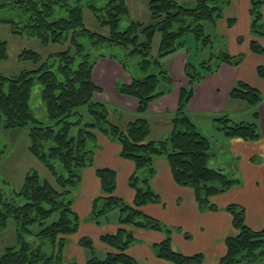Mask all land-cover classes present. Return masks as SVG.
<instances>
[{"label":"trees","instance_id":"1","mask_svg":"<svg viewBox=\"0 0 264 264\" xmlns=\"http://www.w3.org/2000/svg\"><path fill=\"white\" fill-rule=\"evenodd\" d=\"M0 0V24L10 26L12 34L26 35L43 45L59 44L64 49L42 58L24 49L19 58L38 67L17 74L0 75V130L21 129L25 132L27 152L46 171L27 170L19 187L8 191L3 200L0 194V231L12 220L15 244L4 248L0 264H77L64 263V248L68 237L75 234L80 218L72 204L81 172L92 165L97 148V136L103 135L120 145L119 156L134 164L128 186L134 198L127 203L114 194L115 172L98 168L99 195L92 200L87 221L108 222V214L117 209L118 228L99 238L109 250L101 258L88 237L78 244L89 251L85 264H141L126 253L135 242L126 227L158 231L163 239L153 245L157 258L172 264H202L203 255H183L171 247L173 229L156 218L145 215L141 208L159 203V196L151 189L154 176L153 161L162 156L167 162L175 184L192 189L201 210H215L211 197L226 193L241 184L238 178L220 168L209 166L210 143L195 128L187 111V103L194 93V85L206 75L217 72L222 64L238 66L243 54L231 55L225 50L211 49L219 44L220 36L205 34L203 22L215 25L229 7L231 0H197L187 6L182 0H149L147 8L151 22L121 23L128 18L125 0ZM263 0H250L249 51L264 55V46L257 39L263 37ZM94 16L99 29L89 30L83 22V9ZM2 12L7 15L2 16ZM160 36L156 55L151 54L155 34ZM192 35L195 50L208 49V56L198 65L185 62L184 74L188 85L180 89L179 101L172 114L171 131L158 141L148 139L150 127L146 118L149 104L169 94L173 83L160 59L185 46L183 38ZM223 40V37L221 38ZM239 42L241 39L238 40ZM118 47L121 56L105 55L103 48ZM101 57L117 61L125 69L131 82H116L117 93L138 101L137 117L121 127L112 121L120 112L97 101L99 91L91 72ZM7 58V43L0 37V63ZM264 79V67H256ZM38 85L40 103L34 102L42 119L35 117L31 106L33 87ZM229 99L243 101L255 107L263 96L243 81L233 84ZM252 122H235L226 116L214 119L229 138L255 141L259 138L257 110ZM229 124V125H228ZM0 149V160L4 155ZM5 186L6 183H3ZM224 210L231 216L235 234L225 238V253L218 264H259L264 261V229L253 230L245 224L244 208L229 204ZM37 225L38 231L31 229Z\"/></svg>","mask_w":264,"mask_h":264},{"label":"crops","instance_id":"2","mask_svg":"<svg viewBox=\"0 0 264 264\" xmlns=\"http://www.w3.org/2000/svg\"><path fill=\"white\" fill-rule=\"evenodd\" d=\"M249 7L250 0H231L223 17L213 28V31L216 29L223 37L226 47L218 44L211 51L217 53L219 50H225L231 55L243 54L242 63L238 66L222 64L216 73L206 75L194 85L193 96L187 103V111L195 128H198L199 125L207 124L209 118H213L214 121V116H226L231 121L235 118L239 102L229 99V92L235 81H243L261 93L263 99L255 108L258 113L259 138L255 141H245L240 138H226L222 141L233 160L236 174L232 176L238 178L241 184L226 193L211 197L210 202L216 207L215 210H201L195 201L192 189L175 184L167 160L159 156L153 161L155 173L150 181V187L159 196L160 202L147 204L141 208L145 215L156 218L173 229L171 247L174 251L183 255L201 253L202 264H218L225 253V238L235 234L231 216L224 210L227 205L242 206L245 212V224L253 230L264 229V79L256 73L257 66L264 67V55L249 51L248 42L251 40ZM262 22L264 27V4ZM239 37H244L242 44L238 43ZM257 41L264 46V36ZM207 56L208 54L206 58ZM187 61L190 62L189 52L185 46L160 59L161 64L170 74L173 89L169 94L157 98L148 106L146 118L149 121L148 139L150 141H158L171 131L170 120L179 101L180 89L188 85L183 71ZM91 80L99 88L93 98L120 112V115L112 114L111 116L115 124L123 127L126 122L137 117V99L119 94L115 90L116 82L125 84L131 82L129 73L117 61L107 57L99 58L92 69ZM215 128L220 130L217 124ZM25 151L28 153L27 142ZM119 151L120 145L117 142L101 134L97 136V148L93 154L92 165L82 170L72 204L73 210L80 218V225L77 232L68 237L64 253L71 246L74 248L73 243L78 246V240L82 237L79 231L82 229L94 231L95 242L98 243L103 254L109 250L101 244L99 238L102 234L114 233L118 228L117 221L115 223L108 220L106 223L95 224L87 221L86 218L89 215L92 200L99 195L100 184L95 174L98 168L113 170L116 175L114 194L127 203L133 201L134 191L128 186V178L134 171V164L122 159ZM37 165L42 167L39 162ZM209 166L225 170L219 164L210 165L209 163ZM26 171L19 176L18 187ZM6 185L8 186L7 183ZM126 229L132 232L135 239V242L126 250L129 256L141 264H172L157 258L153 252V245L163 239L160 232L132 227H126Z\"/></svg>","mask_w":264,"mask_h":264},{"label":"rangeland","instance_id":"3","mask_svg":"<svg viewBox=\"0 0 264 264\" xmlns=\"http://www.w3.org/2000/svg\"><path fill=\"white\" fill-rule=\"evenodd\" d=\"M104 0H101L99 3H102ZM149 0H125V3L129 9L128 18L122 21L121 23H128L130 21H139L143 24H149L151 22L149 11L147 8V3ZM197 0H182L183 4L187 6L193 5ZM264 4V0H263ZM2 16L7 15V12H2ZM83 22L85 26L92 31L101 32L103 31L98 28L97 23L95 22V18L93 14L86 8L83 9ZM204 25L203 31L205 34H217L220 36L219 44L224 45L226 47V43L224 40H221V35L218 34L217 30L213 31L214 25H208V23L203 22ZM211 29V30H210ZM250 34V33H249ZM264 36V35H263ZM0 37L6 41L7 43V58L0 63V75L9 76L13 74L20 73L22 71H30L34 70L38 67V65L19 58V54L22 50H32L38 53L42 58H45L48 54L55 53L64 49V46L59 44H46L43 45L40 41L34 38H30L24 34H12L10 31V26L6 24H0ZM160 36L158 33L155 34L151 54L156 55L158 43ZM241 41L238 43L242 44L244 41V37H239L238 40ZM185 41V48L189 52V61L198 65L203 59L206 58L208 54V49L203 50H195L197 47V42L195 41L192 35H187L183 38ZM217 46V45H216ZM105 55L113 54L116 56H121L122 50L118 47L111 48H103L101 50ZM39 98V87L35 85L33 87L32 95H31V106L33 110V114L35 117L42 119L41 112L36 110L34 102L40 103ZM239 102L237 114L235 118L229 122H252L253 116L252 113L255 111V107L248 105L243 101ZM214 118H221L220 116H214ZM208 123L203 126H198L196 130L205 138L208 139L210 143L209 152L211 153V159L209 161L210 165H221L225 170V172L229 175H235L236 171L234 170L233 160L231 158V154L228 155L227 146H223V140L229 138L225 135L224 130H218L215 128L217 122L213 121V118L207 119ZM228 124V125H229ZM218 126V125H217ZM219 127V126H218ZM214 128V129H212ZM225 136V137H224ZM224 138V139H223ZM26 137L24 130L21 129H11V130H0V149L5 151L4 155L0 160V194H2L3 200L5 199V195L8 191L15 190L18 188V178L21 176L23 171L26 170H36L42 176L46 175V171L43 167H39L37 165V160L33 158L29 153H26ZM228 156V157H227ZM230 160H229V159ZM215 163V164H214ZM7 183L8 186H5L3 183ZM211 204V202H210ZM118 217L117 209L112 210L108 214V220L110 222H115ZM90 222V221H89ZM35 232L38 231L39 227L37 225L31 226ZM82 237H88L93 241V247L96 250V253L99 257H103L104 254L101 252V249L98 246V243L95 242V234L92 229H82L81 231ZM79 234V233H78ZM80 236V237H81ZM81 237V238H82ZM79 241V240H78ZM100 241V240H99ZM15 244V233H14V225L12 220L8 221L6 229L0 231V255L3 253L4 248L8 246H13ZM103 244V243H101ZM73 246L70 247L64 254V263L67 262H76L77 264H85V260L90 256L89 251L83 249L81 246H78L73 243ZM104 245V244H103ZM67 246V244H66ZM65 246V247H66ZM65 249V248H64ZM264 262V261H263ZM263 262L259 263L262 264Z\"/></svg>","mask_w":264,"mask_h":264}]
</instances>
